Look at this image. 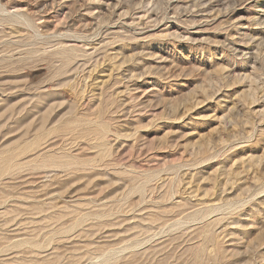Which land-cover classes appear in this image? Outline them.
<instances>
[{
  "label": "rangeland",
  "instance_id": "1",
  "mask_svg": "<svg viewBox=\"0 0 264 264\" xmlns=\"http://www.w3.org/2000/svg\"><path fill=\"white\" fill-rule=\"evenodd\" d=\"M0 264H264V0H0Z\"/></svg>",
  "mask_w": 264,
  "mask_h": 264
}]
</instances>
